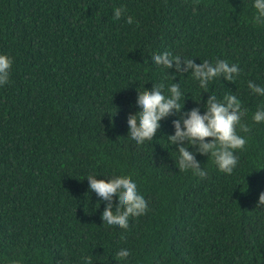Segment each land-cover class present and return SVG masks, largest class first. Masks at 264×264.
<instances>
[{
  "label": "trees",
  "instance_id": "16d2710c",
  "mask_svg": "<svg viewBox=\"0 0 264 264\" xmlns=\"http://www.w3.org/2000/svg\"><path fill=\"white\" fill-rule=\"evenodd\" d=\"M254 0H0V264H264V23ZM124 6L119 20L114 8ZM132 16L134 23L126 21ZM164 51L199 64L226 60L240 75L206 90L152 62ZM183 67V65H182ZM178 83L181 114L209 95H236L250 131L231 174L194 149L207 173L180 171L173 112L151 141L128 134L137 91ZM184 118H187L184 116ZM181 127L183 123L181 121ZM211 139V138H206ZM97 179L130 175L148 204L127 230L101 220ZM118 202L113 197V205ZM128 249L126 259L116 253Z\"/></svg>",
  "mask_w": 264,
  "mask_h": 264
},
{
  "label": "clouds",
  "instance_id": "9594fccd",
  "mask_svg": "<svg viewBox=\"0 0 264 264\" xmlns=\"http://www.w3.org/2000/svg\"><path fill=\"white\" fill-rule=\"evenodd\" d=\"M253 6L257 10L253 17L254 22L264 23V0H254ZM125 11L124 6L114 8L113 19L119 20ZM126 21L129 24L134 23L132 16H127ZM151 59L154 64L163 66L165 69L174 67L180 74L191 71L192 77L204 90L214 78L223 77L225 81L233 82L241 72L236 64L230 65L226 60H217L214 64L205 60L197 64L192 58L173 55L169 51L153 54ZM11 65V57L0 54V85L9 81ZM247 86L254 94L264 96V87L251 80L248 81ZM137 93L136 104L139 105V111L129 114L127 118V135H130L137 145L153 140L160 128L161 119L175 112L179 114V118L172 121L175 132L173 135H168L167 139L170 145L177 146L178 169L191 170L194 175L201 178L207 175L201 168L200 162L194 157L193 151L189 150L191 148L207 157L210 155L221 172L232 173L238 161L234 152L243 149L247 143V140L237 133V126L245 133L250 131V128L242 123L247 109L242 107L236 95L226 94L222 100L215 95H209L203 114L197 108L181 114L183 104L179 101L183 94L178 83H172L167 88V94H165L163 83L153 85L151 90L144 88ZM252 120L264 121V109L257 110ZM96 177L89 175L86 178L88 189L94 191L100 200L107 202L101 213L102 222L127 230L130 217H139L146 213L147 201L138 193L137 184L130 175L113 176L107 179ZM114 196L118 198L115 206L113 205ZM261 205H264V192L260 193L256 204V206ZM129 254L128 249L122 248L116 253V257L123 260ZM11 264H18V262L12 261Z\"/></svg>",
  "mask_w": 264,
  "mask_h": 264
}]
</instances>
